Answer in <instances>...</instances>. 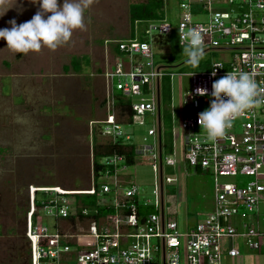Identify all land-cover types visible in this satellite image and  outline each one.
Segmentation results:
<instances>
[{
  "label": "built area",
  "instance_id": "1",
  "mask_svg": "<svg viewBox=\"0 0 264 264\" xmlns=\"http://www.w3.org/2000/svg\"><path fill=\"white\" fill-rule=\"evenodd\" d=\"M179 8L176 25L167 18L150 20L145 23L146 40L140 39L136 25L134 37L116 42L121 53L114 54L112 61L108 59L103 71L107 112L105 119L96 123L103 126L107 140L129 141L131 135H124V122L119 119L125 107L120 100L130 99L132 115L129 119L125 116L127 123L144 126L147 114L153 116L143 138L151 142L136 145L135 162L138 155L152 160L154 198L142 201L136 185L124 187L128 182L122 175L128 167L127 157L118 153L106 158L113 171L101 174L97 184L93 169L92 185L87 189L30 186L26 212L30 264H224L226 256L240 255V237L246 239L249 249H259L256 239L264 235L260 230L264 220V103L233 120L223 137L209 141L205 132L198 131V114L210 106L212 98L190 94L185 98L182 87L186 76L191 80V93L205 87L210 94L214 80L228 71L242 70L264 88V0H180ZM180 25L186 30L206 29L205 52L221 51L225 53L222 60L194 72L157 64L156 38L176 33L180 44ZM213 70L216 76L211 75ZM167 75L173 120L170 153L163 150L159 115L161 81ZM176 76L180 78L178 91ZM119 92L124 98H118ZM187 104L192 105V112H186ZM182 164L214 177L213 211L192 227L186 223L184 230L177 220L166 216L164 198L165 185L177 180L164 171L179 169ZM37 192L48 194L40 207ZM85 194L99 197L93 208L78 197ZM104 196L113 197V201H105ZM151 207L153 211H149ZM238 216H253V222L246 221L241 231L233 221ZM49 218L52 223L46 222Z\"/></svg>",
  "mask_w": 264,
  "mask_h": 264
},
{
  "label": "rangeland",
  "instance_id": "2",
  "mask_svg": "<svg viewBox=\"0 0 264 264\" xmlns=\"http://www.w3.org/2000/svg\"><path fill=\"white\" fill-rule=\"evenodd\" d=\"M136 1L141 0H92L85 10V26L74 30L70 42L56 50L42 47L38 53L17 54L7 48L6 40L0 39V224L3 230L0 264H27L26 257L20 256V249L29 243L25 236L28 195L21 199L10 189H17L22 183L67 190L87 189L92 185L95 134L98 142L107 140L102 135L103 126L96 124L105 119L107 112L103 71L107 60L112 61L116 42L131 34L129 11L131 3ZM179 1L166 0L164 9L165 18L175 25L179 21ZM59 2L62 4L63 0ZM21 6L23 11H18ZM37 10L38 5L30 0H17L15 7L0 16V29L10 28L8 21L13 18L18 24L30 20ZM196 19L204 18L196 16ZM157 40L156 62L170 66V70L185 67L183 72L202 71L206 63L222 60L225 54L207 51L199 64L192 66L186 62L188 58L182 53L176 33ZM174 57L179 60L175 61ZM73 58L81 60L80 71L73 68ZM180 64L178 69L176 66ZM179 80L178 76L174 78L176 91ZM182 91L185 98L191 93L189 77H183ZM186 106V112L193 111L191 104ZM45 115L50 117L44 118ZM145 122L144 126L121 124L124 135H131L130 143L151 142L143 138L153 116L147 114ZM47 124L52 130H44L46 133L40 135L39 131ZM43 134H46L45 142ZM4 147L8 151L3 155L7 157L2 155ZM122 175L128 181L124 187L136 185L142 201L154 198L156 176L150 157L138 155L136 163L128 165ZM164 175L177 178L165 185L164 198L166 216L177 220L180 229L184 230L186 223L194 226L213 211L212 174L196 172L188 164H182L179 169L166 168ZM39 194L43 200L48 197L46 193ZM103 198L113 201V197ZM261 210L264 213V205Z\"/></svg>",
  "mask_w": 264,
  "mask_h": 264
},
{
  "label": "clouds",
  "instance_id": "3",
  "mask_svg": "<svg viewBox=\"0 0 264 264\" xmlns=\"http://www.w3.org/2000/svg\"><path fill=\"white\" fill-rule=\"evenodd\" d=\"M30 2L38 5L37 12L30 20L18 24L13 18L8 21L10 28L0 29V39L6 40L7 48L17 54L38 53L42 47L56 50L69 43L73 31L85 26V10L92 0H63L62 4L59 0ZM16 4L17 0L14 3L12 0H0V16ZM18 11H23L22 6ZM205 34H209L206 29L192 27L186 30L184 25L179 26L182 53L192 66H197L204 58ZM211 75L216 76V71L213 70ZM190 95H210L212 98L210 106L198 114V123L209 141L223 137L233 120L264 103V88L258 86L249 72L242 70L228 71L214 80L210 94L207 88L197 87L195 93Z\"/></svg>",
  "mask_w": 264,
  "mask_h": 264
},
{
  "label": "trees",
  "instance_id": "4",
  "mask_svg": "<svg viewBox=\"0 0 264 264\" xmlns=\"http://www.w3.org/2000/svg\"><path fill=\"white\" fill-rule=\"evenodd\" d=\"M166 0H141L131 3L130 5V22H131V34L130 36L134 37L136 34V25L139 26L140 30V39L146 40L147 36L145 35V23L150 20H157L165 18V9ZM158 37L156 38V40ZM114 54L119 55L121 52L118 49V45L114 46ZM175 61H178V57H174ZM72 66L75 70L80 71L82 69L81 60L78 58H73ZM181 66V64L179 65ZM182 67L179 71L183 72ZM203 70L210 68V64L206 63L203 67ZM118 98H124L121 93L117 94ZM161 96H162V105H161V120H162V145L163 150L166 153L172 151V142H173V120H172V111H171V79L170 76H164L161 81ZM120 103L125 106L119 116L120 121L126 122L127 119L131 118L132 109L130 106V99H121ZM127 115V119L126 116ZM123 154L127 157L128 165H134L135 156H136V145L130 143L125 138H119L116 141L106 140L105 142H98L97 134L94 137V149H93V169L95 174V182L98 183L99 176L105 173H111L112 167L105 163L106 158L112 156L113 154ZM194 168V167H192ZM196 172H204L199 168H194ZM37 192L36 195V204L37 206L42 205L43 199L41 195ZM47 194V193H46ZM82 202L90 208H93L96 205L98 200L97 195H79ZM79 198V199H80ZM104 211L103 208H101Z\"/></svg>",
  "mask_w": 264,
  "mask_h": 264
},
{
  "label": "crops",
  "instance_id": "5",
  "mask_svg": "<svg viewBox=\"0 0 264 264\" xmlns=\"http://www.w3.org/2000/svg\"><path fill=\"white\" fill-rule=\"evenodd\" d=\"M263 216V212L261 211ZM234 224L242 231L244 230L243 224L248 222H253V216L246 217H236L234 218ZM260 230L264 233V220H261ZM260 243L258 250H251L246 244V239L240 237L238 240V248L240 250V255L235 258L226 256L224 264H264V235L261 238H257ZM227 248V246L225 247Z\"/></svg>",
  "mask_w": 264,
  "mask_h": 264
},
{
  "label": "flooded vegetation",
  "instance_id": "6",
  "mask_svg": "<svg viewBox=\"0 0 264 264\" xmlns=\"http://www.w3.org/2000/svg\"><path fill=\"white\" fill-rule=\"evenodd\" d=\"M73 60V59H72ZM67 66H65V68H66ZM39 109H41V108H39ZM53 110V109H52ZM46 117H50V115L48 116V115H45V117L44 118H46ZM40 118H41V116H40ZM52 126L51 125H49V124H47V125H45L44 127H43V129H41V131H39V132H41L40 133V135L42 134V133H46L45 131L48 129V130H52ZM45 130V131H44ZM38 135V134H37ZM46 134H43V141L45 142L46 141V138H44V137H46L45 136ZM11 138V137H10ZM44 144V145H43ZM42 145L44 146V148L46 147V145H45V143H43ZM8 145V144H7ZM7 145H4V146H7ZM1 151H2V155L3 154H5V152L6 151H8L7 149H6V147H4V148H1ZM17 152V150H14V153H16ZM22 154L24 153V152H21ZM13 154V153H12ZM23 156L26 158V156L23 154ZM3 157H7V155H3ZM27 160H29L28 158H27ZM29 188H30V186L29 185H26L25 183H22L21 185H20V187L19 188H15V189H10L12 192H14L15 193V195H16V197H18V198H21V199H24V197L26 196V195H28V200H29ZM26 218H27V216H26ZM27 221V220H26ZM26 226H27V222H26ZM3 230H2V226H1V224H0V232H2ZM0 235H3V233L2 234H0ZM25 236L27 237V230L25 231ZM29 242V241H28ZM24 246V245H23ZM25 247V249H23V247L21 246V253H20V256L21 257H26L25 259H26V261H27V264H30V244L28 243V245L26 246H24ZM0 248H1V245H0Z\"/></svg>",
  "mask_w": 264,
  "mask_h": 264
},
{
  "label": "water",
  "instance_id": "7",
  "mask_svg": "<svg viewBox=\"0 0 264 264\" xmlns=\"http://www.w3.org/2000/svg\"><path fill=\"white\" fill-rule=\"evenodd\" d=\"M160 113H161V110L159 111V115H160ZM160 135H161V127H160Z\"/></svg>",
  "mask_w": 264,
  "mask_h": 264
}]
</instances>
